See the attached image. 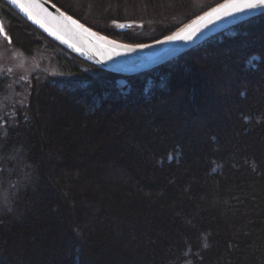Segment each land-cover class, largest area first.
Masks as SVG:
<instances>
[{
    "label": "trees",
    "instance_id": "1",
    "mask_svg": "<svg viewBox=\"0 0 264 264\" xmlns=\"http://www.w3.org/2000/svg\"><path fill=\"white\" fill-rule=\"evenodd\" d=\"M50 1L95 31L120 21L93 14L110 0ZM207 9L151 37L100 33L145 44ZM1 11L14 45L62 52L0 123V264H264V13L122 76Z\"/></svg>",
    "mask_w": 264,
    "mask_h": 264
},
{
    "label": "rangeland",
    "instance_id": "2",
    "mask_svg": "<svg viewBox=\"0 0 264 264\" xmlns=\"http://www.w3.org/2000/svg\"><path fill=\"white\" fill-rule=\"evenodd\" d=\"M221 1L223 0H180L178 9L174 8L171 12L170 8H172L173 4L170 3V0H156L155 5L157 6H154V3L145 5L139 0H110L104 6L96 2L98 6L93 7L94 15H112L120 21H90L97 26L87 21L84 22L99 32L111 27L115 32H125L129 29L135 30L142 38L151 37L172 29L183 20L186 21L198 12L211 8ZM2 12H0V27L3 29L4 35H2L0 30V78L5 84H0V123L5 124V127H7L16 118L18 109L27 103L32 77L40 72L59 75L60 70L55 62V55L62 52V50L46 40H43V45L31 49L30 52H26L21 47L14 45L9 35L7 20ZM18 15L21 16L20 14ZM21 18L30 24L22 16ZM126 21H140L143 25L141 28V25L139 26V23L135 22V25L121 31V22ZM101 35L117 43L127 44L102 33ZM119 83L120 86H123L125 80L120 79Z\"/></svg>",
    "mask_w": 264,
    "mask_h": 264
},
{
    "label": "water",
    "instance_id": "3",
    "mask_svg": "<svg viewBox=\"0 0 264 264\" xmlns=\"http://www.w3.org/2000/svg\"><path fill=\"white\" fill-rule=\"evenodd\" d=\"M14 11L20 14L26 21H28L34 28L42 32L46 37H48L53 42L60 45L66 51L75 55L80 60H83L89 64H92L103 70L116 73L122 76H133L141 74L143 72L152 70L158 66H161L187 50L195 47L206 39L220 34L221 32L238 25L248 19H251L255 16L264 13V6L249 8L243 11L234 12L230 15L221 14V18L216 19L212 18L211 22L205 21L199 30L196 31L190 39H175L168 40L167 37L173 36L174 34L180 33L181 35L186 34L189 31L188 26L192 24L193 21L198 20L199 17L203 16L205 13L211 11L212 8L218 7L220 4L225 3L226 0L221 1L215 6L207 9L206 11L195 16L191 20L187 21L184 25L173 31L172 33L150 42L145 45H128V44H116L119 46L114 51L109 52L107 55H101L100 52L85 40L76 39L73 40L68 36H64L63 40L57 38L60 35L57 32L56 35L50 34V31H56L57 21L49 20V24L46 25L50 27V31H46L44 27H41L39 24L30 20L24 12L20 10L19 7L12 4L10 0H4ZM39 3L42 5L43 9H46L47 13H51L52 17H59L61 13L64 16H70L72 19L76 20L79 24L83 25L84 28L89 29L91 32L96 33L98 36H102L100 32L95 31L85 24L81 23L77 19L73 18L68 13L64 12L58 6H56L50 0H39ZM120 23V22H113ZM122 27L121 31H124L127 27L135 25V22L126 21L121 22ZM2 35H4L3 29L0 27ZM184 30V32H181ZM104 37V36H102ZM108 39V38H107ZM67 42H64V41ZM110 40V39H108ZM112 41V40H110ZM75 44V46H70ZM104 51L107 52V49Z\"/></svg>",
    "mask_w": 264,
    "mask_h": 264
},
{
    "label": "snow or ice",
    "instance_id": "4",
    "mask_svg": "<svg viewBox=\"0 0 264 264\" xmlns=\"http://www.w3.org/2000/svg\"><path fill=\"white\" fill-rule=\"evenodd\" d=\"M10 2L19 7L30 20L44 27L46 31H50V27L46 26L49 24L50 19L57 21L56 31H50V34L56 35L57 32H59L60 35L57 36L59 39L63 40L64 36H68L73 40H85L92 44L101 55H107L109 52L119 47L115 41H110L106 37L98 36L96 33L84 28L83 25L79 24L70 16H64V14L61 13L59 17H52L51 13H47L46 9H43L39 0H10ZM260 6H264V0H226L225 3L220 4L216 8H212L211 11L199 17L198 20L193 21L192 24L188 26L189 31L186 34L181 35L177 33L167 37V39H190L205 21L211 22L213 17L219 19L221 18V14L230 15L234 12ZM181 32H184V30H181ZM64 42L67 41L65 40ZM70 46H75V44ZM105 49H107V52L104 51Z\"/></svg>",
    "mask_w": 264,
    "mask_h": 264
}]
</instances>
